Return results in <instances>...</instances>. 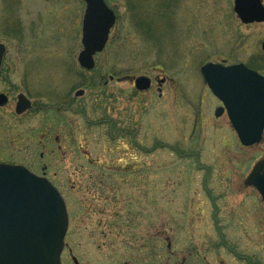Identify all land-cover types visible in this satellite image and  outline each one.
Listing matches in <instances>:
<instances>
[{
    "label": "rangeland",
    "instance_id": "rangeland-1",
    "mask_svg": "<svg viewBox=\"0 0 264 264\" xmlns=\"http://www.w3.org/2000/svg\"><path fill=\"white\" fill-rule=\"evenodd\" d=\"M165 1L174 6L163 19L140 1L135 26L133 1L106 0L119 18L87 73L77 62L83 0H0V92L33 102L8 134L13 109L0 108V162L62 195V264H264V203L244 185L264 136L243 147L200 73L208 62L263 68L264 24L243 25L234 0ZM139 76L150 91L135 89ZM67 94L73 110L56 115L52 102Z\"/></svg>",
    "mask_w": 264,
    "mask_h": 264
},
{
    "label": "water",
    "instance_id": "water-1",
    "mask_svg": "<svg viewBox=\"0 0 264 264\" xmlns=\"http://www.w3.org/2000/svg\"><path fill=\"white\" fill-rule=\"evenodd\" d=\"M84 2L83 50L78 64L91 71L95 67L94 56L103 52L108 43L116 16L105 0ZM234 12L242 24L264 23L261 0H235ZM5 52V46L0 44V68ZM201 74L213 95L223 103L216 116L227 112L244 147L260 144L264 134V77L244 64L226 67L207 63ZM135 86L147 91L150 80L137 78ZM3 103L5 98L0 96V104ZM31 107L24 95L18 97L17 114ZM245 185L255 188L264 201V159L254 166ZM68 224L65 201L47 179L24 167L0 165V264H62ZM73 261L79 264L76 258Z\"/></svg>",
    "mask_w": 264,
    "mask_h": 264
},
{
    "label": "flooded vegetation",
    "instance_id": "flooded-vegetation-1",
    "mask_svg": "<svg viewBox=\"0 0 264 264\" xmlns=\"http://www.w3.org/2000/svg\"><path fill=\"white\" fill-rule=\"evenodd\" d=\"M130 1H133V3H132V6L133 7H131V9H132V15H133V18H134V22H135V26H137L139 23H140V21H139V13H138V8H139V2L140 1H145V0H130ZM152 1V0H151ZM262 1V4H263V6H264V3H263V0H261ZM160 2H161V4H160ZM149 3V0H147V4H146V6H143V9L144 10H146V12H150L151 14H153V15H155L156 17L157 16H159V17H162V19L168 14V11H170L171 10V8L174 6L173 5V2H171V1H165L164 2V0H158V1H153L152 2V5H150V4H148ZM111 8V7H110ZM154 8V9H153ZM112 9V8H111ZM148 9H149V11H148ZM115 13H116V10H114V9H112ZM152 10V11H151ZM145 13V12H144ZM116 18H117V20H118V18H119V15H117V13H116ZM141 20V19H140ZM144 21V20H143ZM257 24H264V23H257ZM252 25H254V24H252ZM138 28V27H137ZM0 44H3L4 46H5V49H6V52H5V55H6V53H7V51H8V48H7V46L4 44V43H0ZM97 56V55H96ZM96 56H95V60H96ZM4 58H5V56H4ZM4 61V60H3ZM226 65V64H225ZM3 66V65H2ZM0 73H2V67L0 68ZM85 75L83 74V82H87V80H86V77H84ZM145 77H147L149 80H150V89H148L147 91H145V92H148V91H150L151 90V88H152V79L149 77V76H145ZM135 79L136 78H132V82H133V85H134V81H135ZM3 80L4 81H6V78L5 77H3ZM165 82H166V80H162V81H159V87H158V90H159V92L161 93V91H162V86L165 84ZM135 87V86H134ZM15 90V89H14ZM79 92H83V94H81V95H77V93H79ZM84 90H79V91H77L76 93H75V97L76 98H80V97H82L83 95H84ZM139 92V91H138ZM145 92H139V93H145ZM14 94H15V91H13V92H0V96H3L4 98H5V103H3V104H0V108L1 109H4V108H6V107H10V109H9V111L11 112V110L13 109V116L12 115H9V117L5 120V122H4V130H5V132L7 133V132H12L13 130H14V128H11L10 127V121H11V117L13 118V119H18V120H21L23 117H24V115L26 114V113H23V114H17V112H16V107H17V103H18V97L20 96V95H25L26 97H28L26 94H24V93H19V94H17L16 96H14ZM161 96V95H160ZM14 97V98H13ZM15 99V100H14ZM30 99V98H29ZM56 99H57V97L55 98V101H53L52 102V104H54V103H56ZM31 100V99H30ZM219 102V106L215 109V117L216 118H221V117H223L225 114H226V112L224 111V113L221 115V116H219V117H217L216 116V112H217V110L218 109H220V108H222V104L220 103V101H218ZM74 100H72L71 98H70V94L68 95H65V96H63L62 97V103H61V105H58V106H56V109H55V114L56 115H60L61 113H63V112H69V111H72L73 110V108H74ZM55 105V104H54ZM32 108H33V102H32ZM52 109H51V107H49L48 108V112H50ZM54 110V109H53ZM52 110V111H53ZM63 111V112H62ZM76 111V110H75ZM78 113H85V111L84 110H81V109H79V112ZM227 118H228V116H227ZM103 120V122L104 121H106V118H104V119H101V121ZM228 120H229V118H228ZM100 121V122H101ZM232 126V125H231ZM233 128V127H232ZM116 130V134H118V136L117 137H120V133L122 132V130L121 129H115ZM8 134V133H7ZM131 136H134V134L133 133H131ZM133 138V137H132ZM136 145V144H135ZM10 141L9 140H7V145L6 146H3V149L4 148H7V149H10ZM137 146V145H136ZM13 163V164H12ZM11 163V161H4V162H0V164H8V165H15V166H22V167H25L24 165H22V164H20V163H17V162H12ZM246 187V186H245ZM263 202V201H262ZM264 203V202H263ZM248 261V263L249 264H251V262H250V259H248L247 260Z\"/></svg>",
    "mask_w": 264,
    "mask_h": 264
},
{
    "label": "trees",
    "instance_id": "trees-1",
    "mask_svg": "<svg viewBox=\"0 0 264 264\" xmlns=\"http://www.w3.org/2000/svg\"><path fill=\"white\" fill-rule=\"evenodd\" d=\"M264 64V63H263ZM250 66H252V65H250ZM255 70H258V71H263L264 72V67L263 68H255ZM114 74V73H113ZM112 76V75H111ZM81 86H86V83H82V85ZM61 103H62V97L61 98H57L56 99V103H54L55 105H61ZM114 129L111 127L110 128V135H112V134H114V132L112 133V131H113ZM112 133V134H111ZM116 133V132H115Z\"/></svg>",
    "mask_w": 264,
    "mask_h": 264
}]
</instances>
